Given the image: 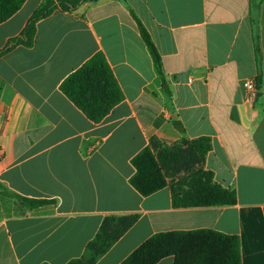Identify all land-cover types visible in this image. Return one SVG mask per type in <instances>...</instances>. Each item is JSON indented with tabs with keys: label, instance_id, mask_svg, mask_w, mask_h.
I'll list each match as a JSON object with an SVG mask.
<instances>
[{
	"label": "crops",
	"instance_id": "crops-1",
	"mask_svg": "<svg viewBox=\"0 0 264 264\" xmlns=\"http://www.w3.org/2000/svg\"><path fill=\"white\" fill-rule=\"evenodd\" d=\"M42 1L0 24V50ZM128 8L161 55L164 82ZM98 53L123 100L96 124L60 85ZM201 137L212 141L205 169L236 191L235 205L176 208L170 186L148 197L131 186L132 159L153 138ZM0 190L50 202L30 210L0 193V264H68L105 219L126 216L137 222L96 264H121L158 233L203 229L238 236L242 264H264V3L88 0L39 21L32 47L0 57Z\"/></svg>",
	"mask_w": 264,
	"mask_h": 264
},
{
	"label": "trees",
	"instance_id": "trees-1",
	"mask_svg": "<svg viewBox=\"0 0 264 264\" xmlns=\"http://www.w3.org/2000/svg\"><path fill=\"white\" fill-rule=\"evenodd\" d=\"M26 1L0 0V24L16 14ZM87 1L43 0L24 30L0 50V57L18 46L32 47L39 21L59 10L74 12ZM121 1L126 5V0ZM254 2L259 10L264 0ZM128 9L151 55L157 76L164 82L161 55L145 25L134 11ZM60 90L96 124L102 122L123 100L122 90L102 53L94 55L70 74L60 85ZM211 150L212 141L208 137L191 141L184 139L171 146L162 145L153 138L150 146L132 159L135 174L130 184L143 197L170 186L176 208L235 205L236 191L217 183L213 172L205 169ZM0 193L14 197L30 210L50 203L29 199L9 190H0ZM137 219V216L105 219L96 238L87 245L86 254L68 264H96ZM167 257L174 258L173 264H242L241 240L238 236L209 229L162 232L150 237L121 264H158Z\"/></svg>",
	"mask_w": 264,
	"mask_h": 264
},
{
	"label": "built area",
	"instance_id": "built-area-1",
	"mask_svg": "<svg viewBox=\"0 0 264 264\" xmlns=\"http://www.w3.org/2000/svg\"><path fill=\"white\" fill-rule=\"evenodd\" d=\"M245 90L251 94H256L257 88L255 83L252 80H246L243 82Z\"/></svg>",
	"mask_w": 264,
	"mask_h": 264
},
{
	"label": "water",
	"instance_id": "water-1",
	"mask_svg": "<svg viewBox=\"0 0 264 264\" xmlns=\"http://www.w3.org/2000/svg\"><path fill=\"white\" fill-rule=\"evenodd\" d=\"M91 1H93V2H97V1H99V0H91Z\"/></svg>",
	"mask_w": 264,
	"mask_h": 264
}]
</instances>
